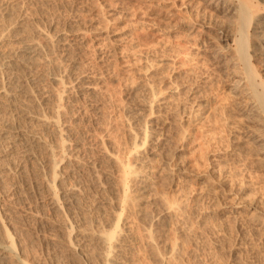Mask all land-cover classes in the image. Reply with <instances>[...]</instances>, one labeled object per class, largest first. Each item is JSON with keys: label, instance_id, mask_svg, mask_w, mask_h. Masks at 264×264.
<instances>
[{"label": "rangeland", "instance_id": "1", "mask_svg": "<svg viewBox=\"0 0 264 264\" xmlns=\"http://www.w3.org/2000/svg\"><path fill=\"white\" fill-rule=\"evenodd\" d=\"M183 1L193 11L204 1L208 4L205 11H214L220 4V0ZM162 7L178 11L160 0H0V65L10 62L24 44L36 48L28 68H0V115L11 117L13 102L3 92L10 91L9 76L16 73L20 92L15 100L30 104L33 115L56 119L57 125L47 127L34 119L29 128L40 131L47 145L54 146L51 157L61 158L56 161L57 173L64 168L74 170L67 183L76 182V177L81 180L76 183L87 191L88 202L104 197L111 201L100 208V220L113 210V200L127 195L120 221L142 264H153L146 251L163 255L172 244L177 254L165 264H264L262 236L255 229L256 233L248 235L246 224L248 199L264 204V169L260 166L264 159L236 157L240 150L230 146L242 141L243 147H249L248 138L240 134L244 116L232 106L243 99L241 93L230 91L236 78L231 79L233 59L228 50L232 45L218 48L221 33L214 21L227 22V14L216 13L202 28L198 22L187 28L189 22L177 26L169 20L170 24L160 12L162 30H157L151 17ZM183 10L178 11L182 16L187 12ZM165 23L173 28H165ZM193 77L195 81L190 80ZM196 85L206 94L199 98L192 94ZM153 91L156 95L151 98ZM145 130L149 138L142 136ZM18 137L19 147L14 148L19 152L13 148L6 156L0 153V158L7 161L15 152L8 161L14 165L19 160L17 165L22 163L29 179L16 180L13 168L8 170L10 176L0 172V223L11 234L20 258L53 264L48 257L53 231H48L46 221L55 215H51L45 188L38 183L48 176L50 166L44 149L35 152L44 154L43 158L34 155L37 158L33 159L24 153ZM60 143L70 150L60 151ZM137 155L144 160L135 159ZM124 161L129 162V174L124 172ZM88 168H93L102 187L88 180L93 172ZM138 170L149 176L143 195L133 177ZM15 187L20 192L23 187V199L30 195L13 208L5 201L14 196ZM138 207L147 214L139 215ZM31 210L36 216H28ZM165 210L172 216L159 221L158 215ZM241 234L246 236L242 245L238 243ZM238 244L242 251H236ZM75 259L68 256L59 264H74ZM4 264L13 263L7 259Z\"/></svg>", "mask_w": 264, "mask_h": 264}, {"label": "bare ground", "instance_id": "2", "mask_svg": "<svg viewBox=\"0 0 264 264\" xmlns=\"http://www.w3.org/2000/svg\"><path fill=\"white\" fill-rule=\"evenodd\" d=\"M160 1L164 3L168 2V3L173 4L174 7H177L178 11H181L184 9L187 12H185L186 16H184L185 14L182 16L180 13H178V11L174 10L173 8H169V7L158 8L157 11L154 13V17H151L153 18L152 25L157 30H160V29L162 30V27H161L162 25L160 23V20H163V19H161L162 14H160V12L163 13V16L166 18V20H168V22L169 20L173 21L172 24H175L177 26H181L183 23L187 24V22H189L187 28H193L195 22H198L200 24V27L202 28V25L206 23L209 24L210 22H212L213 17H216V13L222 12V13L227 14L226 16V18L228 17L227 22L219 21V20L214 21L218 27L219 32L221 33V41L223 42L222 43L219 41L220 46L218 48H223V47H227L228 45H232L230 47L231 49L228 50L230 58L233 59L230 64L232 67L231 79H233L234 77L236 78L235 80H233V87L230 89V91L239 92L241 93L243 97L242 100L238 102L236 101L235 103L232 104V106L236 110V112H238L239 115L244 116V119L242 120L243 126L241 128L243 130L240 134H242L241 135L242 137L246 136L248 138V145H249V147L246 148L242 146L243 145L242 141L240 143L238 141L231 142L230 146L232 147V149L240 150L238 151L240 152L238 155L236 154H232V155H236V157H247L248 155V157L250 156L251 157H262L264 159V0H220V4L218 8L217 6H215L214 11L204 10V9H207L208 7V4L205 1L203 3H198L197 8L194 11L192 9L189 10V7L187 5H184L183 0H160ZM157 2H159V0H157ZM198 7H200V9H198ZM217 17H218V14H217ZM166 23L165 25L163 24L164 27L167 29H170L168 28L169 25L167 26ZM172 28H173V25L171 26V29ZM35 52H36V48L33 45L24 44L17 49L12 60L10 62L9 61L3 62L0 65V68L4 70H9L11 68L12 69L28 68L32 62L31 58L33 55H35ZM227 73L229 74L230 72H227ZM18 77L20 76H18V74L16 73L14 76H9L8 85L10 86V91L6 90L3 92V95L6 96L5 99L9 100L11 103L13 102V105H12L13 111L11 113V117H8V118L3 119V117L0 115L2 117V119L0 120V142L4 143V146L2 145L3 143L1 144L3 148L2 147L0 148V150L2 149L0 153H1V156H6L8 153L13 151V148L16 145H18V143L16 144V138L18 136L19 137L21 136L20 140L22 139L23 141L21 142L18 139L19 142L23 143L22 150L24 151V153L30 155L32 158L34 155L37 154V153L35 154L36 151L41 152V150L44 149L43 152H45L46 157H44V154L43 155L38 154V156L42 158L44 157V159L46 158L45 162L47 161V163H49L48 165L50 166L49 167L50 169L48 172V176L45 179L43 178L44 176L42 177V175H40L41 178L43 179H40V182L38 181V183L42 185L41 187L45 188L46 192L44 193H46L45 195L47 198V203L49 205L50 211L52 213L51 215H55V218L52 217L53 220L46 221L49 227L48 231L51 230L50 231L51 233L53 231V233L51 234L52 237H51V240L49 241V247H48L49 259L51 260V262H53V264H59V262H61L62 260H64V258L68 256L77 258L75 259L76 262L74 264H81V262H84L85 264H142L140 260L136 259L135 255L137 252L135 251L133 244L131 243L132 238L129 235L128 229L120 221L121 214L119 211H122L121 210L123 209L122 204H124V201L126 200L127 195L124 194L123 196H121V198L119 197L120 199L116 198L118 199L117 201L113 200V204L111 203L113 205V210L110 213H108V217H106L103 220H100L99 218L100 208L102 207L103 204L104 206H106L107 204L110 205L111 201L109 202V200H106V197H104L105 199H99V200L93 199L94 201L88 202L85 199L87 191L84 190L83 186L76 183L81 180H77L78 178L76 177V182L74 180V183H72L73 181L71 180L72 182L68 181L69 183H67V177L71 169L67 170L66 168H64L67 171H63L64 170L63 169L62 170L63 173H60L61 171L60 172L58 171L59 173H57V170H55L56 161L58 162L61 158L59 160L56 159L55 161L53 159L55 157L54 156H52L53 158L51 157V155H53L52 152L54 150L53 149L54 146L52 148V146L47 145L46 140H44L45 138L41 135L40 131L29 128L30 122L34 119L41 125V127L57 125L56 119L54 118V116L49 117V116H45L39 113H37L36 115H33L31 113V110L29 109L30 104L28 105V103L26 102L24 103V102L16 101L18 98L16 94L20 92L19 86L17 88L18 83L16 81V79L17 80L19 79ZM194 78L195 77H193L192 79L190 78L189 79L193 80ZM53 79L56 80L55 77H53ZM194 81H193V84L195 83ZM197 86L198 85H196V89H194L191 93L194 94L197 98H199L201 97V95L206 94V93L204 94L202 93L206 91L205 89L204 91L203 89H201L202 86H200L201 88H198L199 86L198 87ZM192 89H193V86H192ZM154 94L155 92L152 93L151 98H154L153 96ZM15 96L17 97L16 100H15ZM149 101L150 103H152L151 99ZM143 103H145V101ZM151 109H149L150 113L152 112ZM1 110H2V105L0 104V111ZM153 112L155 111L153 110ZM14 120L15 122H17V124H15L16 126L14 125ZM13 125L17 127V130H15ZM13 128L15 131L12 130ZM147 130L144 131V135L142 133L143 137L144 136L146 137ZM147 133L149 134V130ZM143 137L140 140L145 138ZM234 137L236 138V140H238L239 138L237 136H234ZM146 138H149V137H146ZM144 142L145 141L143 140V142H141L140 144L144 145ZM64 143L63 144L60 143L61 145L59 144L58 147L60 146L59 148L60 151L62 150L63 152L65 151L67 153V149L69 148L70 150V147L68 145V148H67V145ZM135 143L136 142H134V144ZM18 147L16 146V148ZM16 152H19V151H17L16 149ZM63 152H61V154L64 155L65 152L64 153ZM13 153L17 155L15 152ZM15 155H12L11 157L13 156L15 157ZM139 156L140 155H137L136 156L137 158L135 159H138L140 162H142V160L144 159H141L142 156L141 157ZM35 157L33 159H35ZM8 158H6L7 161L3 160V158L1 159L0 172L2 173V172L7 171L8 175L10 176L8 170H11L13 168L15 173L14 171L12 173L14 174L13 176L15 177L16 180L22 182L23 180L26 179V181H28L29 178L28 179L26 178L28 177L26 176V174L28 175V173H26L28 170L26 171L23 168V166H21L22 163L21 165L18 166L17 164L20 161L17 160L16 164L13 165L12 161H8ZM16 158H15V161H16ZM38 159H41V158L38 157ZM44 159L42 161H44ZM12 160H14V158H12ZM72 160L74 161V159ZM67 162L65 163L67 164ZM70 163L71 161L68 164ZM75 163L76 162L74 161V165ZM66 164H65V167L67 166ZM128 165H129V162L125 163L124 161V172L126 174H129L132 171L128 169L129 168ZM260 166L262 167V169H264V163L261 164ZM67 167L69 168L71 166L68 165ZM35 169L37 171L39 168H35ZM74 169L78 170V168H74ZM90 169L88 168V170ZM77 170L76 172H78ZM91 170H90V173H91ZM72 173H74V170ZM95 174L96 173L93 171L90 176L88 175L89 176L88 180L93 182V185L95 184L96 187L99 188V186H101L100 185L101 183L100 184L98 183L99 178ZM105 175L104 177H106ZM70 176H73V175L70 174ZM83 176H85V174H83ZM133 177H134V181L138 184L137 191H139L140 193L139 195H143L147 191V188L149 186L148 174L144 173V171L142 172V170L141 171L138 170V171H134ZM90 181L88 183H90ZM20 182L18 184H20ZM8 184H9L8 185L9 187L10 182ZM25 186H27V184ZM96 187H95V190H96ZM1 188L3 189V190L1 189L3 192H6L4 191L3 187ZM22 188L23 187H21L20 190L24 191V189ZM23 191L20 192L19 189L16 188L13 192H11L13 193L14 196L12 198H11V195L10 197L7 196L10 198V200L5 201V202L11 203L9 204V206L13 205V208H14V204L20 203L18 201H21L23 199L22 194L25 192ZM45 195H42V196L44 197ZM27 196H25L26 199H27ZM6 199L7 198H5V200ZM246 207L248 208V212L250 211V214H248L249 219L246 223L248 226L247 227L248 235H252L250 233H256V232H253L252 230V229H255L254 231L257 230L258 234L262 236L261 238L264 243V228L263 229L261 228L262 226H264V204L262 203V201H259V200L248 199V202H246ZM34 209L36 211L37 207H35ZM32 210L30 211V214ZM35 211L32 212V214L28 216L33 217L35 214L38 213L37 211H36L37 213H35ZM41 211H43L42 213H44V210L41 209L39 211V214H41L42 216ZM137 211H138L137 213L141 216H144L147 214V213L144 214V211H142L140 207H138ZM167 211L168 210H165L161 215H158L159 221H162L161 219H166L167 217L172 216ZM45 215H47V213H45ZM41 216L38 215V218L40 221H42ZM42 217H45L44 214ZM243 224H245V222ZM257 225L259 227H256ZM37 230L39 231V229ZM245 237H243V235L240 237V241L238 242L240 243V245H242L241 241L242 239H245ZM258 237L260 238V236ZM240 245L238 244V246L235 248L236 251L241 249ZM176 254H177V247H175V244L169 245L168 250L163 255L152 249L149 252L146 251V256L152 259L153 264H165V262L168 261L169 257L173 258L176 256ZM235 256L237 255L235 254ZM7 259H11L13 264H36L33 260L28 261L26 259L20 258V256L16 253L15 244H14L11 234L8 232L7 229L2 227L0 223V264H4ZM234 260H237V259L235 258Z\"/></svg>", "mask_w": 264, "mask_h": 264}]
</instances>
